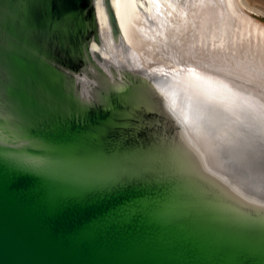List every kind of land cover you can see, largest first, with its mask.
<instances>
[{"label":"water","instance_id":"1","mask_svg":"<svg viewBox=\"0 0 264 264\" xmlns=\"http://www.w3.org/2000/svg\"><path fill=\"white\" fill-rule=\"evenodd\" d=\"M0 264H264L263 95L116 0H0Z\"/></svg>","mask_w":264,"mask_h":264},{"label":"bare ground","instance_id":"2","mask_svg":"<svg viewBox=\"0 0 264 264\" xmlns=\"http://www.w3.org/2000/svg\"><path fill=\"white\" fill-rule=\"evenodd\" d=\"M148 15L135 0H116L123 33L144 64L179 59L217 72L264 97V26L235 0H148Z\"/></svg>","mask_w":264,"mask_h":264},{"label":"rangeland","instance_id":"3","mask_svg":"<svg viewBox=\"0 0 264 264\" xmlns=\"http://www.w3.org/2000/svg\"><path fill=\"white\" fill-rule=\"evenodd\" d=\"M235 3L245 14L264 26V0H235Z\"/></svg>","mask_w":264,"mask_h":264}]
</instances>
